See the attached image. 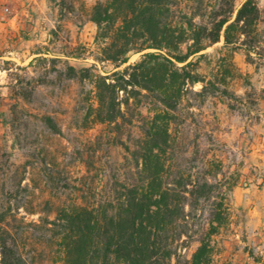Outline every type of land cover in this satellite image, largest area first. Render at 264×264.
Segmentation results:
<instances>
[{
	"label": "rangeland",
	"instance_id": "rangeland-1",
	"mask_svg": "<svg viewBox=\"0 0 264 264\" xmlns=\"http://www.w3.org/2000/svg\"><path fill=\"white\" fill-rule=\"evenodd\" d=\"M97 1L0 0V237L6 229L24 264H65L47 222L61 207L111 199L115 177L123 180L127 173L121 166L134 162L112 127H84L92 88L69 79L68 66L80 70L95 63L96 26L89 16ZM256 2L263 16L253 60L237 50L230 66L222 59L221 39L204 52L208 57L198 70L224 79L243 102L221 93L205 99L189 94L173 130L172 162L217 183L221 211L229 206V226L214 237V264H264V0ZM139 56L130 55L128 64ZM96 68L102 75L112 70L107 64ZM134 136L132 130L121 140L132 148ZM208 162L219 163L216 181L204 172L215 171ZM234 180L237 186L225 195ZM213 200L194 212L193 230L205 226ZM197 246L191 242L182 251L185 259Z\"/></svg>",
	"mask_w": 264,
	"mask_h": 264
},
{
	"label": "trees",
	"instance_id": "trees-1",
	"mask_svg": "<svg viewBox=\"0 0 264 264\" xmlns=\"http://www.w3.org/2000/svg\"><path fill=\"white\" fill-rule=\"evenodd\" d=\"M262 16L256 0H245L238 8L235 0L95 3L89 16L96 26L95 63L80 70L68 66L69 79L92 88L84 127H112L115 140L134 162L121 166L127 173L123 180L115 177L111 199L61 207L47 222L65 264H214L218 252L214 237L229 226V206L221 211L223 202L214 196L217 183L201 181L191 170H181L180 162H172L177 157L173 130L178 109L189 94L205 99L221 93L243 102L229 92L224 79L201 75L199 63L221 39L222 59L230 66L237 50L252 61ZM135 54L139 59L128 64ZM67 57L75 58L72 53ZM96 63L112 70L102 75ZM196 84H201L198 92L193 91ZM132 130L135 136L129 148L121 138ZM208 163L215 171L204 172L216 181L219 163ZM237 183H230L225 195ZM211 199L205 226L193 230L194 212ZM2 234L0 263L24 264L8 231L3 229ZM191 242L198 246L185 259L182 251Z\"/></svg>",
	"mask_w": 264,
	"mask_h": 264
}]
</instances>
